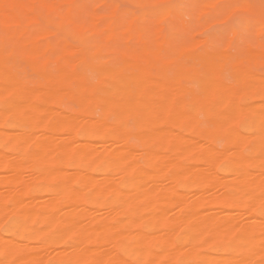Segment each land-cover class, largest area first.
<instances>
[{
	"label": "bare ground",
	"instance_id": "bare-ground-1",
	"mask_svg": "<svg viewBox=\"0 0 264 264\" xmlns=\"http://www.w3.org/2000/svg\"><path fill=\"white\" fill-rule=\"evenodd\" d=\"M219 22L264 0H0V264H264V52Z\"/></svg>",
	"mask_w": 264,
	"mask_h": 264
},
{
	"label": "rangeland",
	"instance_id": "rangeland-1",
	"mask_svg": "<svg viewBox=\"0 0 264 264\" xmlns=\"http://www.w3.org/2000/svg\"><path fill=\"white\" fill-rule=\"evenodd\" d=\"M84 1H86V2H88V0H84ZM127 6L129 7V4H127ZM91 7L92 8H94V7H96V5L95 6H93L92 4H91ZM261 11L260 10H254V11H245L244 13H243V15L242 16H244V17H248V16H256V17H258L259 15H261V13H260ZM187 15H189V14H186L185 15V19H186V21H188L190 24H192V25H195V19L193 18V20H191L192 21V23H191V21H190V16H187ZM189 17V18H188ZM192 17V16H191ZM226 24V25H225ZM214 25H216V26H214ZM214 26V27H213ZM231 26H232V23L230 22H219V23H216V24H213L212 25V27H210V28H208V27H204L203 29H201L199 32V34H198V37L200 36V38H202V37H211L212 39H213V37H215V36H213V34L215 35V33L217 34L216 35V40L215 39H213L212 41L213 42H210L209 41V44H210V46L211 47H215L216 46V43H217V46L216 47H218L219 46V48L221 49V50H223V51H226V52H236L238 49H236V47L237 48H239V46H240V48H242V47H244V46H250L251 48H253V49H258V50H260V51H263L264 52V41H260V40H258V38L256 37V35H255V33H254V26H252V25H245V24H243V25H241V28L243 29V27H244V30H245V28H246V34L244 33L245 31L243 30H241V28H240V31H239V33H238V35L234 38V40L232 41H230V32H229V30H230V28H231ZM243 26V27H242ZM216 30V31H214V30ZM211 30V31H210ZM248 31H249V34H248ZM219 32V33H218ZM220 33H222L223 35H220ZM204 34H206V35H204ZM242 34H244V35H242ZM0 41H2V43H7L8 41H6L7 39H6V37L2 34V33H0ZM3 35V36H2ZM246 35H249V38H247V36ZM251 35H254L255 36V39H254V36H251ZM220 37V38H218L219 40H220V42H219V40L217 39V37ZM244 36H246L245 38H244ZM4 37V40L2 39ZM184 39L185 40H189V36L187 35V34H184ZM242 37V38H241ZM210 38V39H211ZM240 38V39H239ZM244 38V40H242ZM256 38H257V40H256ZM223 41H222V40ZM250 41H248V40ZM215 40V41H214ZM238 41V43H237V41ZM240 41V42H239ZM225 44V45H223V43ZM259 42V43H258ZM224 46V48L223 47H221L222 45ZM236 43L239 45H236ZM262 43V44H261ZM220 44V45H219ZM230 44H232V45H230ZM228 45H229V47H228ZM235 45H236V47H235ZM255 45H256V47H255ZM227 46V47H226ZM263 46V47H262ZM260 47V48H259ZM114 48V49H113ZM223 48V49H222ZM229 48V49H228ZM235 48V49H234ZM239 48V49H240ZM262 48V49H261ZM106 49L107 50H111L110 52H114V50H115V52L117 51V49L115 48V47H112V46H106ZM113 50V51H112ZM242 61L243 62H241V64H244V65H246V66H250V67H253L254 68V66H255V61L253 60V59H247V58H245V59H242ZM249 62V63H248ZM48 63H49V65H48ZM46 65L49 67V68H51V69H55V67L58 65V62L56 61V59H52V60H50L49 62H48ZM260 64H262V70L261 71H257V70H254L257 74H259V73H263L264 72V60H262L261 61V63ZM252 65V66H251ZM39 69H32V68H30V67H24V66H21L20 68H19V72H20V74L22 75V76H24V77H26V79L27 80H29V81H31L34 85H36V86H38L39 85V81H38V77H37V75H39ZM90 80H92V81H96V78L95 77H93L92 75H90ZM65 101L66 100H61V101H59V100H57V101H55L53 104H52V107H53V109H55V110H60V109H62L64 112H70L71 111V109H72V111H73V108H72V106L71 105H69L68 104V101H66V103L67 104H65ZM250 101H254L253 99H251ZM62 102H64V103H62ZM58 104V105H57ZM67 105V107L66 106H64L63 107V105ZM57 105V106H56ZM225 142L224 141H222V140H219V139H217V142L215 141V146L217 147V148H219V149H222V148H224L225 147ZM196 161H192V162H190L191 164H193V165H198L199 163H195ZM3 228H4V224H1L0 225V230H1V232L3 231ZM6 237H9V235H7V234H4ZM33 244H36V242L34 241L33 242ZM200 249H201V251L202 252H206V253H210L211 252V249H210V247H208V246H201L200 247Z\"/></svg>",
	"mask_w": 264,
	"mask_h": 264
}]
</instances>
